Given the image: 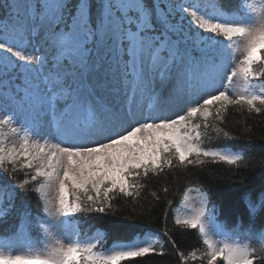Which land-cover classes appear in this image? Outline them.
<instances>
[{"label":"snow or ice","instance_id":"snow-or-ice-1","mask_svg":"<svg viewBox=\"0 0 264 264\" xmlns=\"http://www.w3.org/2000/svg\"><path fill=\"white\" fill-rule=\"evenodd\" d=\"M0 11V131L8 129L0 138V211L7 215L14 198L36 184L48 217L35 221L42 249L29 243L16 252L6 244L0 264H120L163 256L152 243L98 253V241L80 240L78 226L67 218L104 213L116 194L138 196L149 174L203 163L202 156L259 167V188L244 194L245 215L231 232L207 226L215 206L209 207L206 194L194 215L175 224L198 230L206 264L264 262V157L204 150L201 125L192 122L199 114L203 127L219 134L222 129L207 122L210 106L219 104L217 113L229 105L264 111V0H238L233 17L207 15L199 4L181 0H0ZM192 37L199 56L189 47ZM34 41L40 46L30 52ZM237 78L242 91L230 94ZM173 106L180 111L166 114ZM20 172L26 178L11 183ZM19 215L31 229L27 209ZM256 221L260 231L244 227ZM69 229L76 239L62 238ZM177 254L180 264L197 258L196 251Z\"/></svg>","mask_w":264,"mask_h":264},{"label":"trees","instance_id":"trees-1","mask_svg":"<svg viewBox=\"0 0 264 264\" xmlns=\"http://www.w3.org/2000/svg\"><path fill=\"white\" fill-rule=\"evenodd\" d=\"M207 1L227 16L238 14V0ZM196 54L194 52V55L198 56ZM218 107L219 104L210 106L211 115L207 122L210 126L222 129L219 134L213 127L205 129L204 119L199 114L192 118L193 123L201 125L200 131L204 133L200 147L213 151H242L256 158L264 157V111L259 114L249 113L246 106L241 108L229 105L217 113ZM6 133L8 132L5 129L0 131V138ZM224 133H227V136ZM189 159L196 161L195 155ZM200 160L203 163H193L185 168H165L159 175L149 174L148 178L140 181L144 186L138 190V196L125 197L116 194L115 198L108 202L110 207L105 206L104 213L85 211L67 219L71 225L78 226L80 240L89 239L93 243L98 241L94 250L98 253L107 252L116 245H131L141 238L154 244L157 252H164L163 256L147 254L144 257L123 260L120 264H180L177 253L182 252L187 256L192 251H196L197 258L193 260L189 257L188 264H206V257L204 260L200 259L206 249L201 243L198 230L180 228L175 224L177 218H184L183 209L188 192L193 191L202 199L206 194L210 202L209 207L215 206L212 219L218 225L232 230L242 223L241 218L245 215L247 207L243 196L258 190L262 170L259 167H244L243 164L229 165L211 157L202 156ZM25 178V173L20 172L10 182L16 183ZM35 187L36 184H29L27 192L19 193L13 201L15 208L7 215L0 211V246L22 238L32 242L34 236L42 235L35 226V221L48 217L42 211L43 202L39 193L33 191ZM56 195V189L49 191V199L52 200ZM71 198L69 191V199ZM83 203L86 208L89 207L87 201ZM4 206L7 207L6 200ZM21 208H26L32 218L31 229L21 222ZM105 222H116L123 227L113 229ZM244 227H253L260 231L258 221L252 225L245 224ZM240 231H243V228ZM251 246L259 245L253 240ZM217 264L223 262L218 260ZM256 264L264 262L257 260Z\"/></svg>","mask_w":264,"mask_h":264},{"label":"rangeland","instance_id":"rangeland-1","mask_svg":"<svg viewBox=\"0 0 264 264\" xmlns=\"http://www.w3.org/2000/svg\"><path fill=\"white\" fill-rule=\"evenodd\" d=\"M181 2H183L185 4H191V3L195 2V3L200 5L201 11L205 12L207 15H212V16L221 15L223 17H233V16H227V15L221 13L219 10H217L207 0H181ZM244 2L253 3L254 0H241V3H244ZM0 12H2V11H0ZM184 27L186 29L189 27L187 22H185ZM204 35H210V34H204ZM215 39L217 41H221L223 43H227L226 41H223L222 37H215ZM39 46L40 45L38 43H36L35 41L33 42L32 45H27L28 50L30 52L34 51L35 48L39 47ZM189 47L192 48L193 53L196 52L197 53L196 55H198V56L200 55V52H199L200 44H199V41H197L194 37L190 38ZM236 55H237L238 59H237L236 63H234L232 65V67L236 66V64L239 62V58H242V55H243L242 50L237 52ZM257 67H259V66L257 65ZM242 87L243 86H242L241 81L239 80V78L234 79V81H233V83H232V85L230 86V89H229L230 93L231 94H240L241 91H242ZM145 110L146 111L149 110L147 108V103H145ZM178 111H180V108L177 107V106H173L166 114L174 115ZM5 130L8 132V129H5ZM10 139H11V137H10ZM55 198L56 197H54L52 199L53 204L55 203ZM202 201H203V199L199 195H197L195 192H193V191L188 192L187 197H186L185 209H183L184 218L187 217V216L194 215L203 206ZM206 224L209 227V229H212L215 226H221V227H223L225 229V231L231 232V230H229L228 228L224 227L223 225H218L216 223V221H214L212 218L206 220ZM85 230H87V228ZM62 238L67 240V239H75L76 237L72 235L71 229H69V231L63 233ZM214 238L215 239H221L222 237L217 236V237H214ZM33 240L34 241L29 242L28 240H26V238H22V239L14 240L13 242H6V243H4V244H2L0 246V250H4L6 244L10 245L11 249L15 250L16 252H24V251H26L27 250L26 249V245L29 244V243H31L32 245H34L36 247H39L41 249L44 247V243H43L44 242V237H43V235L34 236ZM88 240H86V241H88ZM145 243H147V240L145 238H141L138 242L132 243L131 245H134V244L135 245H144ZM122 246H128V245H125V244L116 245L114 247H111L110 249H108L107 252H104V253L110 254L113 250H116V249H118V248H120Z\"/></svg>","mask_w":264,"mask_h":264}]
</instances>
